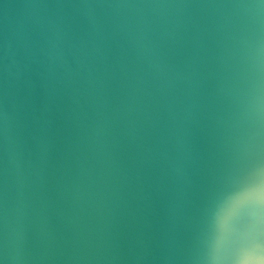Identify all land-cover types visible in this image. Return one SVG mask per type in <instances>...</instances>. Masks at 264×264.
<instances>
[{"label": "water", "instance_id": "obj_1", "mask_svg": "<svg viewBox=\"0 0 264 264\" xmlns=\"http://www.w3.org/2000/svg\"><path fill=\"white\" fill-rule=\"evenodd\" d=\"M0 264H264V0H0Z\"/></svg>", "mask_w": 264, "mask_h": 264}]
</instances>
